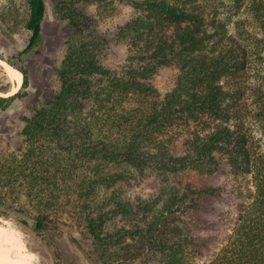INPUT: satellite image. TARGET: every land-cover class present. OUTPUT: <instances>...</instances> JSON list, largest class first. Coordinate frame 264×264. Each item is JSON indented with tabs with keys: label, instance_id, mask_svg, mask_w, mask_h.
Returning a JSON list of instances; mask_svg holds the SVG:
<instances>
[{
	"label": "trees",
	"instance_id": "1",
	"mask_svg": "<svg viewBox=\"0 0 264 264\" xmlns=\"http://www.w3.org/2000/svg\"><path fill=\"white\" fill-rule=\"evenodd\" d=\"M20 1L26 12L14 24L18 29L8 31L28 33L20 53L32 59L44 42L46 3ZM81 1L134 10L114 33L129 46L121 69L102 63L109 41L96 28L88 37L91 22ZM215 1L59 0L56 12L73 27L57 71L60 88L33 106L20 132L22 146L0 156V217H9L2 209L14 208L40 233L51 223L59 228L70 202L95 239V264H109L110 246L118 258L137 245L144 254L140 264L151 257V264H198L221 240L220 221L210 222L205 215L212 209L201 204L219 197L220 187H180L168 180L188 171L210 176L225 162L232 173L251 178L255 193L237 213L224 247L203 264H264V149L240 116L241 90L230 87L251 55L264 50V0ZM244 10L261 33L252 41L237 22L234 32L227 29ZM7 63L22 73V83L14 94L0 95V111L27 95V72ZM168 66L179 73L160 95L150 80ZM260 76L264 84V65ZM261 102L257 116L264 120V95ZM147 175L169 185L149 197L127 195L131 180ZM21 223L28 225L27 219Z\"/></svg>",
	"mask_w": 264,
	"mask_h": 264
},
{
	"label": "rangeland",
	"instance_id": "2",
	"mask_svg": "<svg viewBox=\"0 0 264 264\" xmlns=\"http://www.w3.org/2000/svg\"><path fill=\"white\" fill-rule=\"evenodd\" d=\"M216 1L218 2V0ZM216 1L215 3H217ZM220 1L226 4L230 0ZM249 1L244 0L245 3H249ZM45 3L47 16L43 27L44 42L40 53L30 59L26 58L25 54L20 53L26 46L28 33L8 31V28L18 29V26L15 27L14 24L17 25L18 20L26 12L25 4L20 0H0V60L6 63L10 61L15 66L25 70L28 76L27 95L23 99L13 101L4 111H0V156L15 152V147L22 146L20 132L33 106L39 104L43 97L54 95L60 88L57 71L66 53V42L73 34V27L61 17V13L56 12L55 7L57 3H60L59 0H45ZM103 5L95 4V2L84 4L83 1L79 4L86 10L85 18L91 22L86 33L87 35L92 34L88 37H95L96 28L109 41V48L102 63L108 68L119 70L127 64L129 46L124 41H117L114 33L119 25L133 16L134 10L127 5L109 3ZM222 9H220L221 15H223ZM95 19L100 20L98 25H95ZM232 19V24L229 23L227 26L229 33L234 32L233 23L237 22L239 23V30H245L251 41L253 37L261 36L258 25L246 10ZM208 31H212L211 26H208ZM7 34H11V38H7ZM263 65L264 50L259 55L257 53L251 55L244 75L235 83L231 84L229 80H226V85L223 79L224 87H229L231 84L232 89L241 90L240 116L252 134L253 140L258 142L261 149H264V120H261L257 113L259 114L263 108L261 99L264 95V84L260 76ZM178 73L176 67H164L156 72L150 83L160 95H163L174 86ZM11 86L10 79L0 66V88L10 90ZM7 92H0V95ZM218 167L215 174L210 176L188 171L168 180L169 184L180 187L187 184L193 187L206 184L220 187L218 189L219 197H210L208 200L202 201L201 204L207 209H212L205 215L210 222L213 220L220 221L216 232L219 233L217 237H221V240H217L215 246L208 244L211 245V254L197 258L198 264L209 262L221 251L235 225L237 213L243 206L252 202L255 193L250 177L232 173L225 162H221ZM161 179L155 175L132 179L131 186L127 187L129 189L126 193L130 197H149L152 194H158L165 185H169ZM66 205L67 208L61 213L62 222L59 228L51 223L40 233L34 232L32 230L33 220L27 215L15 214L14 208H5L6 210L1 208L6 211L9 217H0V223L5 221L6 227L15 231L28 252L36 259L37 264H95L98 255L95 249V239L86 228L80 225L78 215L70 202H67ZM5 207L8 208L9 205L7 204ZM22 219H27V226L21 223ZM118 225L119 223L115 224L114 228ZM129 241L134 243V240ZM138 247L139 245L133 246L128 252H120L118 258L121 259V264H140L139 257L144 256V254L137 249ZM122 248L124 250L125 246ZM117 252V247H109L105 256L110 258L107 260L109 264L119 263L118 258H116ZM128 255L133 257L135 255V258L126 261ZM151 259L152 257L148 260L149 264H151ZM156 263L154 260L153 264ZM0 264L7 263L0 260Z\"/></svg>",
	"mask_w": 264,
	"mask_h": 264
},
{
	"label": "bare ground",
	"instance_id": "3",
	"mask_svg": "<svg viewBox=\"0 0 264 264\" xmlns=\"http://www.w3.org/2000/svg\"><path fill=\"white\" fill-rule=\"evenodd\" d=\"M0 66L12 83L11 89L7 93H1V96L14 94L22 82V73L3 60H0ZM6 226L5 221L0 223V260L7 264H37L36 259L28 252L15 231Z\"/></svg>",
	"mask_w": 264,
	"mask_h": 264
}]
</instances>
